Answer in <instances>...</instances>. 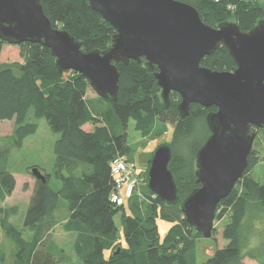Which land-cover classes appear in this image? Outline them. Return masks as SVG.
I'll list each match as a JSON object with an SVG mask.
<instances>
[{
    "label": "trees",
    "instance_id": "trees-1",
    "mask_svg": "<svg viewBox=\"0 0 264 264\" xmlns=\"http://www.w3.org/2000/svg\"><path fill=\"white\" fill-rule=\"evenodd\" d=\"M178 1L195 7L202 21L211 27L233 21L247 32L264 19V7L255 0ZM40 2L52 25L72 35L84 52L104 51L111 46L116 30L87 0ZM3 46L0 41V56ZM19 47L23 62H0V121L15 122L10 147L0 149V203L16 188L10 170L11 151L22 149L25 140L37 133V121L46 120L59 138L54 145L52 173L44 174L46 182L35 179L23 228L10 222L18 213L17 207L0 206V228L16 250L12 253L14 264L66 262L63 251L52 240L47 241L58 226L76 234L74 249L80 264H196V241L203 235L188 224L180 205L200 187L195 175L196 155L211 134L206 117L216 107L192 104L190 114L182 118L178 110L180 95L172 92L166 105L155 78L158 69L150 71L142 58L141 62L117 64L120 72L117 100L101 98L111 104L115 123L104 124L87 104L91 86L84 76L74 71L60 72L51 50L42 44L23 43ZM201 65L216 71L236 69L224 45L203 58ZM131 120L143 138L161 135L162 131L156 127L162 124L172 125V138L167 145L173 153L169 170L178 188L177 204L167 206L156 197L144 206L135 193L127 204L113 201L115 180L111 163L124 157L132 161L127 134ZM86 125H92L93 129L84 130ZM152 155L153 152L149 154L146 174ZM258 162L252 149L242 178L218 204L217 219L228 218L222 231L227 244L204 264H244L245 256L256 260L255 252L260 249L264 255V228L257 226L264 223V185L252 176V168ZM61 199L66 202L68 216L59 220L56 213ZM119 213L124 240L118 237L115 223ZM158 220L172 224L163 240ZM27 231L32 234L29 238L25 237ZM255 237L260 239V248L249 249ZM3 250L0 249V261L4 259Z\"/></svg>",
    "mask_w": 264,
    "mask_h": 264
},
{
    "label": "water",
    "instance_id": "water-1",
    "mask_svg": "<svg viewBox=\"0 0 264 264\" xmlns=\"http://www.w3.org/2000/svg\"><path fill=\"white\" fill-rule=\"evenodd\" d=\"M91 8L116 30L111 46L84 52L67 31L56 28L40 0H0V41L19 46L42 44L51 50L60 72L84 76L102 99L116 101L118 63L146 60L166 105L178 93L182 118L190 106L216 107L206 117L210 136L196 155L200 187L182 202L188 224L209 239L215 228L218 204L228 197L248 167L256 132L264 128V19L244 32L233 21L217 27L205 24L190 4L178 0H87ZM224 45L236 63L234 71H216L201 65ZM172 149H155L148 169L147 188L167 206L179 202L178 188L169 170ZM35 179L45 175L33 168Z\"/></svg>",
    "mask_w": 264,
    "mask_h": 264
},
{
    "label": "rangeland",
    "instance_id": "rangeland-1",
    "mask_svg": "<svg viewBox=\"0 0 264 264\" xmlns=\"http://www.w3.org/2000/svg\"><path fill=\"white\" fill-rule=\"evenodd\" d=\"M259 5L264 7V0H255ZM0 62L3 64L13 62H23L20 55V47L10 44H4ZM87 104L91 111L99 116L104 124L115 123V117L111 104L102 100L95 91L90 87L87 93ZM39 129L37 133L30 136L25 140L24 146L20 150H12L10 170L16 179V188L13 194L8 197L0 206L3 208L17 207L18 213L10 218V222L17 226L19 229L23 228V221L30 199L33 193L35 178L32 175V168H38L43 174L52 173L54 163V145L59 135L50 130L46 120L41 119L37 121ZM15 122L13 121H0V149L9 148L11 145V136L13 134ZM117 127V126H116ZM92 125H86L84 130L91 131ZM162 131V134L154 137L143 138L139 132L134 129V122L131 120L128 124V144L132 148L133 156L132 161L128 162L127 157H124L128 165L133 170V175L138 179V184L135 194L137 199L145 206L151 203L155 197L154 194L148 193L147 180L148 174L145 173L149 154L163 144L170 142L172 138L173 128L171 124H162L156 127ZM264 129V128H263ZM261 129V130H263ZM157 131V130H156ZM257 133V132H256ZM253 149L259 159V162L252 168V176L255 180L264 185V131L258 130L257 138L254 142ZM130 158V160H131ZM55 185V184H54ZM27 186V188H25ZM57 186V185H55ZM127 200L121 201L118 205L127 204ZM218 213V212H217ZM215 219V228L211 238H199L196 241V264H204L207 259L218 249L223 248L227 241L222 237V231L228 223L227 216ZM56 216L59 220L68 216L65 200L61 199L60 209L57 211ZM121 213L116 215L115 223L118 228V237L124 240L123 225L121 221ZM171 223L158 220L159 233L161 240L164 239L166 233L171 227ZM257 226L261 229L264 228V223H258ZM31 232H25V237L29 238ZM76 234L65 232L61 226L56 227L50 234L47 241L52 240L55 246L62 250L66 255V262H59L57 264H80L81 261L77 258L74 249ZM260 239L255 237L250 243V248H260ZM3 248L4 259L0 264H14L15 253L14 245L10 240H6L5 235L0 228V249ZM247 251V250H246ZM257 259L252 260L245 256L244 264H264V255L260 250H256ZM60 258V256H58ZM1 258V257H0Z\"/></svg>",
    "mask_w": 264,
    "mask_h": 264
},
{
    "label": "built area",
    "instance_id": "built-area-1",
    "mask_svg": "<svg viewBox=\"0 0 264 264\" xmlns=\"http://www.w3.org/2000/svg\"><path fill=\"white\" fill-rule=\"evenodd\" d=\"M112 176L115 180V190L112 199L116 203L129 199L135 192L138 179L133 175V170L123 158H117L111 163ZM156 198L157 196L154 195Z\"/></svg>",
    "mask_w": 264,
    "mask_h": 264
},
{
    "label": "flooded vegetation",
    "instance_id": "flooded-vegetation-1",
    "mask_svg": "<svg viewBox=\"0 0 264 264\" xmlns=\"http://www.w3.org/2000/svg\"><path fill=\"white\" fill-rule=\"evenodd\" d=\"M236 67H237V66H236ZM233 71H234V70H233ZM253 129H254V131H252ZM255 130L258 131V130H261V129H257V128H255V127H252V128H251V132H255ZM256 134H257V133H256ZM256 138H257V137H256ZM255 140H256V139H255Z\"/></svg>",
    "mask_w": 264,
    "mask_h": 264
},
{
    "label": "crops",
    "instance_id": "crops-1",
    "mask_svg": "<svg viewBox=\"0 0 264 264\" xmlns=\"http://www.w3.org/2000/svg\"><path fill=\"white\" fill-rule=\"evenodd\" d=\"M90 130H92V129H90Z\"/></svg>",
    "mask_w": 264,
    "mask_h": 264
}]
</instances>
